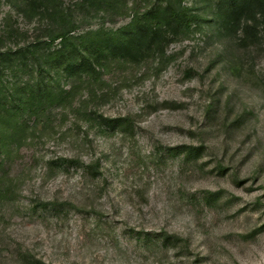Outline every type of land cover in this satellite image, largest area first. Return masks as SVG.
I'll return each mask as SVG.
<instances>
[{
    "label": "rangeland",
    "instance_id": "rangeland-1",
    "mask_svg": "<svg viewBox=\"0 0 264 264\" xmlns=\"http://www.w3.org/2000/svg\"><path fill=\"white\" fill-rule=\"evenodd\" d=\"M24 1L0 0V52L86 48L162 0ZM185 2L202 21L98 74L53 68L60 39L0 54V264H264V27L245 48ZM35 85L61 96L17 110Z\"/></svg>",
    "mask_w": 264,
    "mask_h": 264
},
{
    "label": "trees",
    "instance_id": "trees-1",
    "mask_svg": "<svg viewBox=\"0 0 264 264\" xmlns=\"http://www.w3.org/2000/svg\"><path fill=\"white\" fill-rule=\"evenodd\" d=\"M86 1V0H85ZM100 1V0H90ZM186 0H162L158 6H154L146 12L144 23L133 20L129 25L119 29L113 34L102 37L98 41L92 42L86 48L76 47L67 53L66 49L72 40L70 30L64 29L56 36H52L48 41L41 42V39L32 42L24 47L11 49L10 52H0L3 61L9 57H19L22 59L28 54L42 50L41 47L51 48V43L60 39L59 47L50 51L47 56L55 62L50 65L65 74L72 75H92L98 74V69L103 60L110 58H124L130 61H140L146 53L153 48L163 46L173 36H177L184 30H190L192 25H197L203 20L198 7L189 6ZM203 3L201 6L204 12L210 14V21L216 32L228 37L236 38L240 45L248 48L260 44L262 39L261 30L264 27V0H198ZM27 8L34 12H51L54 9L48 4L49 0H25ZM43 43V46H41ZM69 50V47H68ZM1 56V55H0ZM49 87L44 89L37 85L28 96V103L22 105L17 110H24L31 105H43L49 99L50 102L56 101L57 95L49 91ZM61 96V94H59ZM58 95V96H59ZM47 104V103H46ZM107 123L114 127L119 119L107 118ZM0 121L6 123L8 120L4 114H0ZM5 124L0 125V133H5ZM20 130L14 129L7 132V138L16 137ZM6 140V136H1Z\"/></svg>",
    "mask_w": 264,
    "mask_h": 264
}]
</instances>
